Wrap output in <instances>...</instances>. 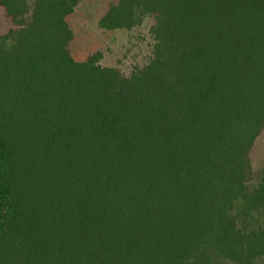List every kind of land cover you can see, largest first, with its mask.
<instances>
[{
	"label": "trees",
	"instance_id": "16d2710c",
	"mask_svg": "<svg viewBox=\"0 0 264 264\" xmlns=\"http://www.w3.org/2000/svg\"><path fill=\"white\" fill-rule=\"evenodd\" d=\"M82 0H0V264H264V0H118L130 72L75 60Z\"/></svg>",
	"mask_w": 264,
	"mask_h": 264
},
{
	"label": "rangeland",
	"instance_id": "374dc122",
	"mask_svg": "<svg viewBox=\"0 0 264 264\" xmlns=\"http://www.w3.org/2000/svg\"><path fill=\"white\" fill-rule=\"evenodd\" d=\"M118 0H82L68 22L75 34L70 51L75 60L83 62L100 52L101 63L121 69L123 73L142 64L149 54L150 24L129 34L123 31L108 32L100 28L99 22ZM10 20L0 8V34L10 27ZM251 162L255 178L264 163V130L257 138L251 151Z\"/></svg>",
	"mask_w": 264,
	"mask_h": 264
}]
</instances>
